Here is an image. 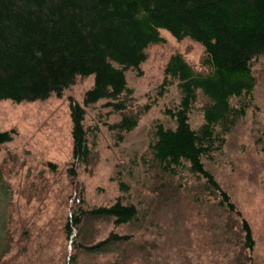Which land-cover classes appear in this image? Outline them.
Listing matches in <instances>:
<instances>
[{"label": "trees", "instance_id": "1", "mask_svg": "<svg viewBox=\"0 0 264 264\" xmlns=\"http://www.w3.org/2000/svg\"><path fill=\"white\" fill-rule=\"evenodd\" d=\"M162 30L177 41L201 44L206 54L203 64L210 68L206 74L196 73L181 54L169 57L160 88L164 92L176 84L181 102L174 112L168 110L174 126L158 122L148 144L155 173L170 177L189 173L201 181L203 194L192 195L188 203L195 216L185 221L197 233L203 232V237L198 234L199 240L184 245L180 237L169 250L161 236L164 230L155 232L142 201L130 198L133 190L140 193L143 188L126 176L119 180L120 194L115 200L91 205L82 195L67 217H62L60 208L71 197H65L61 189L54 191L60 198L56 208L66 240L63 254L52 250L47 254L51 258L37 259L42 252L21 248L15 255L0 258V264H21L15 256H22L27 264L42 260L82 264L88 258H92L88 264H218L222 240L231 250L229 255L247 253V259L251 258L256 247L253 227L207 161L221 152L225 135L253 106L254 64L264 57V0H0V100L21 103L62 97L78 78L93 76L82 102L68 99L72 123L69 174L75 182L77 167L88 166L93 159L89 134L99 130L85 125L89 107L104 100L102 105L110 110L107 114L120 115L115 123H105L119 142L138 126L139 118L125 113L132 94L126 72L142 74L148 47L164 41ZM199 95L204 100L205 122L194 129L190 113ZM14 133V129H0V154ZM136 161L132 159L133 167ZM50 166L56 171L55 164ZM118 172L124 174V169ZM214 212L217 215L212 219ZM219 212L226 215V223L220 221ZM236 218L240 229L235 228ZM89 220L112 228L104 238L87 242L82 230ZM215 221L224 225L217 229ZM178 223L171 222L167 239L181 230ZM235 231L241 233L240 243L233 239L232 235L240 234ZM51 236L39 244L51 245ZM174 256L180 260L171 263ZM194 258L199 261L194 263Z\"/></svg>", "mask_w": 264, "mask_h": 264}, {"label": "rangeland", "instance_id": "2", "mask_svg": "<svg viewBox=\"0 0 264 264\" xmlns=\"http://www.w3.org/2000/svg\"><path fill=\"white\" fill-rule=\"evenodd\" d=\"M161 35L164 41L150 45L147 49V60L141 65L142 74L137 75L133 70L126 72L132 94L128 95L125 113L136 115L139 118L138 126L119 142L115 134L107 130L105 123H115L120 115L107 114L110 110L102 105L104 100L87 109L85 125L92 131L96 127L99 130L89 134L94 148L93 159L88 166L77 167L75 182H71L69 174V168L72 167V123L68 99L73 97L82 102L86 90L93 85V76L78 78L75 84L64 91L62 97L53 95L44 100L21 103L0 100V129L15 130L13 140L3 145L0 154L1 259L12 253L15 255L21 248L27 252L30 249L42 252L37 259L48 257L47 254L52 250L63 254L66 240L56 208L60 198L54 196L53 192L61 189L65 197H71L69 203L63 204L64 209L60 208L62 217H67L82 195H86L91 205L115 200L120 194L119 180L124 181L126 176L140 189L143 188L140 193L133 190L130 198L142 201L144 215L154 224L155 232L164 230L161 236L166 240L165 246L169 250L180 237L182 245L199 240L198 234L203 237V232L197 233L194 226L186 222L190 216H195V212L190 213L188 203L192 195L203 194L201 181L189 173L176 177L159 171L155 173V165L150 166L152 160L148 144L158 122L174 126L168 110L174 112L181 102V92L176 84H171L164 92L160 88L169 57L181 54L196 73L206 74L210 68L203 64L206 54L201 44L190 39L177 41L166 30H162ZM254 72L257 84L253 106L225 135L224 148L216 152L211 161H207V167L252 225L256 247L251 258L247 259V253L229 255L231 250L222 240V247L218 251L222 254L216 257L218 264H264V57L255 61ZM203 104L204 100L199 95L190 113V123L194 129L205 122ZM134 158L137 159L135 167L132 163ZM52 163L56 165V171L52 170ZM122 169L124 174L118 172ZM215 212L213 217L206 216L213 219L217 215ZM225 216L218 213L220 221L226 223L228 219ZM176 220L181 230H175L171 246V238L169 240L166 237L167 229ZM96 224L99 223L89 220L83 228L85 241H98L112 228ZM183 224L186 225L184 229ZM221 225L224 223L215 221L217 229ZM239 225L236 218L235 228L240 229ZM49 236L53 238L50 237L51 245H45L46 241L39 244ZM232 236L240 243L241 233ZM186 252H190L189 249ZM14 259L27 264L22 256H15ZM177 260L180 258L174 256L171 263ZM198 261V258L193 259L194 263ZM91 262L92 258H88L82 264ZM54 263L63 264V261L56 260ZM54 263L41 261V264Z\"/></svg>", "mask_w": 264, "mask_h": 264}]
</instances>
